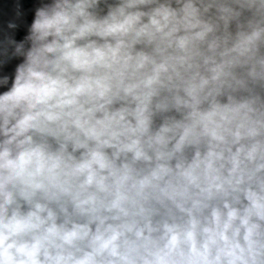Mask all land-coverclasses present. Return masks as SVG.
<instances>
[{
    "label": "clouds",
    "instance_id": "1",
    "mask_svg": "<svg viewBox=\"0 0 264 264\" xmlns=\"http://www.w3.org/2000/svg\"><path fill=\"white\" fill-rule=\"evenodd\" d=\"M5 43L0 264H264V0H42Z\"/></svg>",
    "mask_w": 264,
    "mask_h": 264
},
{
    "label": "water",
    "instance_id": "2",
    "mask_svg": "<svg viewBox=\"0 0 264 264\" xmlns=\"http://www.w3.org/2000/svg\"><path fill=\"white\" fill-rule=\"evenodd\" d=\"M42 0H0V75L14 76L16 66L22 62L21 57L11 56V49L5 55L6 38L12 37L17 42L23 41L28 33L35 9ZM19 13V15H18ZM10 22H15L17 27L10 29ZM6 89L0 88V92Z\"/></svg>",
    "mask_w": 264,
    "mask_h": 264
}]
</instances>
